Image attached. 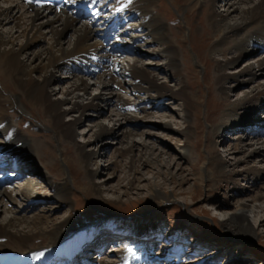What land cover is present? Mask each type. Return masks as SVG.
<instances>
[{
    "label": "bare ground",
    "instance_id": "6f19581e",
    "mask_svg": "<svg viewBox=\"0 0 264 264\" xmlns=\"http://www.w3.org/2000/svg\"><path fill=\"white\" fill-rule=\"evenodd\" d=\"M1 1L7 3L5 6H0V137L4 141L0 142V157L11 158L5 166V168L11 170V173H8L7 180L20 179L22 181L23 184L19 190L28 205L13 206L15 209L12 208V212L14 213L3 218L0 222V240L6 241L5 244L0 241V264H77L74 259L78 255H83L89 249L87 244L91 240L92 242L88 245L90 248L104 243L105 240L101 239L102 233L90 240V236H87V229L85 230L86 237L84 236V240H82L83 234L79 231L81 228L71 230L64 228V225H47L51 216L50 212L54 208L47 204L46 199L51 201L58 198L64 202L67 193L70 191L69 176L62 173L60 168H57L56 160L49 159V157L56 156L58 153L57 156L63 163L68 168H73V185L75 188L82 189L86 193L94 189L90 183L82 178L81 173L85 172L89 177L95 175V171L91 170L90 165L94 155L98 152H86L83 147L78 146L74 156L70 158L68 148L71 145L68 140L73 139V126L76 123L81 122V119L92 110L96 112L102 103L115 97L116 94L112 88L114 85L118 88L120 85L115 82L113 73L114 67L118 66L120 72L131 78V84L128 88L137 95L143 93V95L154 98L158 102L166 96L181 99L182 117L188 125V129L178 131L185 139V144L181 147V150H178V155L181 160L188 161L192 155L189 117L190 114L197 115L198 106L204 103V100L197 96L198 89L193 92L186 91V89L187 87L188 89L192 86L196 87L200 81L195 79L196 75L193 72L195 70L191 68L189 63V55L185 50L178 48L176 40L172 38L173 36L177 38V33H171L172 37H170V30H167L161 16L157 15L156 12L161 9V5L158 3L159 0H68L60 7L35 6L25 2V0ZM177 1L181 2L177 9L182 10L184 16L188 15L189 11L194 12V17H197L196 20L201 24L200 31L197 30L199 26L193 27L190 24L192 28L187 27V37L189 35H193V38H195V35L203 36L199 43L195 42V49L198 51L196 53L194 49L196 60L200 62L204 69L203 80L205 85L209 87L212 81L217 85L218 93L209 88L208 93L210 95L208 94L209 98L206 99L207 105L210 107V110H207L206 118L208 121L210 118L211 135L225 129H251L258 122L253 117L251 118L253 113L256 114L253 111L259 112L264 109V87L261 85L251 87L250 91L242 98L235 102H229L227 101V95L230 87H226L224 83L228 80H233L238 84L246 83L264 71L263 56L256 58L247 68L237 73L227 72L232 64L248 51L245 44L251 45L250 51L264 48V0H174V3H177ZM218 1L222 2V11L216 9ZM75 3L77 4L75 5ZM85 3L88 6L91 3L98 5V19L101 21V23L99 21V25L105 23V28L101 26L94 27L95 19H81L78 16L79 11L77 9ZM196 7L200 8L198 14H196ZM135 19L138 21H134ZM111 21H113L112 28L117 27L119 23H127L129 24V30L137 31V37H131L130 43L123 40L120 34H116L115 30L110 28L108 32L115 35L118 46L123 48V52L131 51L135 58L132 57V60L126 61L124 64L114 56V60L111 62L109 58L118 51V48L104 50L101 59L104 58V68L106 69L97 71V66H99L97 65V52L102 51V45L94 37L98 35V31L107 34L106 26ZM9 23L19 26V29L13 32L15 26H11L10 30L4 31L3 28ZM45 31L52 36L48 45L40 49L42 54L40 52L30 53L29 50L32 45L45 37ZM67 31H70V41L68 46L63 48L61 37ZM19 38L20 40H18ZM141 38L146 39L147 44L153 45L150 50L148 49L152 58H163L164 67L173 73L176 78H182L181 83L173 87L167 84L166 80L158 82L155 79L153 71L148 70V67L139 61V56L147 53L146 50L140 48V45H136ZM184 38L186 37L182 36L180 41ZM178 52H181L180 60ZM110 63L112 67L108 66ZM181 63L185 71L182 70ZM209 69L210 71L213 70V74L208 71ZM59 71L65 72L67 75V87L64 99L55 100L52 97L53 83L61 79L57 75ZM87 72L93 74L90 78L95 79L94 82H96L98 88L101 87L99 94L96 96L87 94L90 82V80H87L89 78L85 79L84 73ZM108 95H110V98ZM215 99L222 101L224 106L220 112L222 120L219 122H215L216 118L213 115L214 104L217 101ZM25 104H28L31 109H39L37 111L40 114L35 119L37 121L36 126L43 127L37 129L42 132V134H39L43 138L42 141L28 142L17 128L10 123L9 116L14 114L22 116L24 112L29 113L25 108ZM62 105H66L67 109L63 110ZM115 106L118 112L116 113L117 118L114 120L119 123V128L115 127L116 122L114 127L110 129L102 124H96L97 129L92 135L95 141H99L103 137L112 139H119V136L124 135L131 137L135 134L134 130L125 126H131L133 121L140 122L137 115H135V110L147 111L141 104L138 106L130 105L121 100L119 96ZM248 112H251L250 119L247 118ZM29 115L32 116L30 113ZM67 115L73 117L70 122L63 121L64 116ZM122 124L125 126L123 127ZM16 125H18V122ZM160 127L165 130L171 129L168 122H163ZM194 128L201 131L198 123L194 124ZM47 132H50L59 143L58 146H55L56 150L54 145L52 147ZM33 135H36V133ZM195 141L199 143L198 138ZM118 148L119 155L124 154L129 157L128 171L130 179L128 184H131L135 180L137 171L135 162L142 161L143 164H150L152 160L147 153H140L138 158H135L133 151L138 147L133 140ZM260 152V149H255L252 154H259ZM35 154L38 155V161L45 168H50L48 171L53 175L50 180L41 168L28 167V164H34L33 156ZM197 158L193 161L194 164L203 160L199 173V184L201 186L204 172L207 180L213 182L226 175L225 164L214 158L211 151L208 152L205 158H202L200 154ZM17 160H22V163ZM40 175L46 178L48 187H53L52 192L45 196L34 197L35 195H31L34 194L33 191L36 192L40 189L36 186V183L41 184V188L47 187L46 184L38 182L39 180L33 181V179H30L32 176L39 177ZM55 179H58L59 182ZM153 197L158 198L159 202L169 200L167 197L159 196L158 191L154 192ZM1 200L10 201L14 205L16 203L11 193L2 186L0 187ZM37 204L44 205L36 216L27 218L24 212H21L27 210V207ZM245 211V205L240 203L229 216L227 222L224 223L226 231L233 234L237 233L236 235H238V232H246ZM114 230V232H117V229ZM144 234H147L146 225L141 224L135 236L138 238L144 237ZM148 235L146 236L149 237ZM47 237L46 242L32 243L36 239ZM140 241L145 245L147 243ZM128 245L126 250H120L121 260L113 264L144 263L136 253V248L142 245L138 243ZM16 248H19L20 251H16ZM40 253H43V255L40 256ZM55 258L58 259L55 261ZM93 263L95 262L92 261L91 264Z\"/></svg>",
    "mask_w": 264,
    "mask_h": 264
},
{
    "label": "rangeland",
    "instance_id": "374dc122",
    "mask_svg": "<svg viewBox=\"0 0 264 264\" xmlns=\"http://www.w3.org/2000/svg\"><path fill=\"white\" fill-rule=\"evenodd\" d=\"M6 3V1H1L0 6H5ZM158 3L161 5V9L155 12L161 16L167 30H170V37H172L171 33H177V38L174 36L172 38L176 40L178 48L185 50L189 55L188 60L191 68L195 70L193 71L196 75L195 79L200 81L196 87L192 86L186 89V91L192 92L198 89L197 96L204 100V103L198 106L197 115L190 114L188 121L190 125L191 158L188 161L181 160L178 155V150H181V147L185 144L183 135L178 131L188 129V125L182 117L181 99L166 96L158 102L154 98L143 95V93L137 95L128 88L131 84L130 77L125 76L120 71L115 75L113 73L115 82L120 85L118 88L114 85L112 88L115 91V97L102 103L96 112L92 110L81 119V122L76 123L73 126V139L68 140L71 145L68 148L70 158L74 156L78 146L83 147L86 152H98L94 155L90 165L91 170L95 171V175L89 177L85 172L81 173L82 178L90 183L95 190L86 193L82 189L75 188L73 185V168H68L57 156L58 153L56 156L54 155L55 157H49V159L56 160L57 168L59 167L62 173L69 176L70 191L67 193L64 202L58 198L51 201L46 199L47 204L54 208L50 212L51 216L47 225H64V228L71 230L81 228L79 231L83 234L82 240H84L86 231L88 232L87 236H90V240L102 233L101 239L105 240L104 243L90 248L88 245L92 242L91 240L87 244L89 249L84 253L82 252L84 255L86 254L85 258L91 259L88 261L90 264L92 261L95 262L93 264L119 262L121 260L120 250H126L128 244L135 243V240H137V243L140 240L145 243L149 242L146 243L147 247H144L145 244L141 243L143 247L136 250L137 256L148 254L149 260H144L145 264H264V109L259 112L252 110L256 114L253 113L251 118L253 117L258 122L257 126L255 125L251 129H225L211 135L210 118L209 121L206 118L207 110H210V107L207 105L206 99L209 98L208 92L210 89L215 93H218V89L214 81L209 87L205 85L203 80L204 69L200 62L196 60L195 42L199 43L203 36L195 35V38H193V35H189L187 37L188 26L191 28L192 26H199L197 30L200 31L201 24L196 20L197 17H194V12L189 11L188 15L184 16L182 10L177 9L181 3L179 1L175 4L174 0H159ZM221 4L222 2H217V11H222ZM198 8L196 7V14L200 12V8ZM136 19L134 21H138ZM126 25L124 24L122 28L125 29ZM11 26L14 27L15 24L9 23L3 30H10ZM14 28L13 32L19 29V26ZM123 33L125 32L120 30L116 34H120L123 40L128 39L125 40L128 43H130L131 37L136 38L138 34L137 31H129V34L132 33V35L124 37ZM44 34L43 39L41 38L39 42L32 45L29 50L30 53H39L40 49L48 45L52 35L46 33V31ZM69 35L70 31H67L61 37L63 48L69 44ZM182 36L186 38L180 41ZM191 44H193V50ZM136 45H140V48L147 51L146 54L139 56V61L148 67V70L153 71L158 82L166 80L165 82L173 87L181 83L182 78H176L173 73L164 67L163 58H152L148 49L150 50L153 45L147 44L146 39L141 38ZM245 47L248 50L246 54L240 56L227 72L237 73L247 68L256 58L264 56V48L250 51L251 45L245 44ZM196 53H198L197 50ZM180 55L181 52L179 53V60L181 59ZM132 57L135 58L131 51L124 52L121 61L125 64L126 61L132 60ZM181 68L185 71L182 63ZM208 71L213 74V70L210 71L209 69ZM57 75L61 79L53 83L52 97L55 100H62L67 87V75L61 71ZM91 76L85 75V79L89 78L87 80H90L87 94L96 96L99 94L101 87L98 88V85L94 82L95 79L90 78ZM224 85L230 87L227 101L235 102L248 93L251 87L256 85L264 87V71L257 74L249 82L238 84L233 80H228ZM108 96L110 98V95ZM118 96L130 105L138 106L141 104L147 111L135 110V115H137L140 122L133 121L132 125L134 127L122 124L123 127L134 130L135 134L131 137L125 135L119 136V139L103 137L99 141H95L92 135L97 129L96 124H102L108 129L114 127L116 122L114 119L117 118L116 113L118 112L115 106ZM66 107V105H62L63 110L67 109ZM25 108L32 116L27 112H24L22 116L14 114L9 116L10 123L17 128L28 142L42 141L43 138L39 135L42 132L37 129L43 127L36 126L37 121L35 119L40 114L37 111L39 109H31L28 104H25ZM223 108L222 101L217 100L213 109L215 122L222 120L220 112ZM250 114L251 112L247 113L248 119H250ZM72 119V116L67 115L64 116L63 121L70 122ZM17 122L18 125H16ZM163 122H168L171 129L161 128L160 125ZM195 123L200 125L201 131L194 128ZM118 125L119 123L116 122L115 127L119 128ZM35 133L38 136L33 135ZM47 135L52 147L54 145L55 149V146H58L59 143L50 132H47ZM195 137L198 138L199 143L195 141ZM130 140H133L138 147L133 151L135 158H138L140 153H147L152 163L135 162L137 169L135 180L128 184L130 179L128 171L129 157L124 154L119 155L118 147H123ZM0 142H4L1 137ZM255 149H260L261 152L252 154ZM210 151L214 158L225 164L227 173L216 182H213L207 180L204 172L201 186L199 184V173L203 160H200L197 164H194L193 161L198 159L199 154L202 158H205ZM38 160V155L35 154L33 156L34 164L30 163L28 167L41 168L50 180L53 177L48 171L50 168H45ZM17 161L21 162L22 160ZM39 177H42V175ZM39 177L32 176L29 178L33 181L39 180L38 182L46 184L47 187L41 188V184L36 183V186L40 189L36 192L33 191L34 194L31 195H35L34 197L45 196L52 192L53 187L51 184V187H48L46 178L42 177L44 178L42 180ZM55 181H58V179H55ZM22 184L20 179H15L1 185L11 193L16 203L14 205L10 201H0V222L3 218L14 213L12 212L13 206L28 205L19 190ZM155 191L159 192V196L167 197L169 200L159 202L158 198L153 197ZM240 203H243L246 207L245 223L247 230L246 232H238V235H236L237 233L233 234L226 231L224 223L227 222L229 216ZM43 205H31L27 207V210L21 212H24L27 218H31L36 216ZM106 223L111 224L109 227H122V230L117 229V232L112 230L111 233H108L105 229H102L103 224ZM141 224L146 225L147 234L138 238L135 234L138 233ZM119 239L123 244L116 243ZM47 240L48 237L39 238L32 243H42ZM0 241L3 244L6 243V241ZM15 250L20 251L19 248ZM139 258L142 259V256L139 255ZM57 259L55 258V261Z\"/></svg>",
    "mask_w": 264,
    "mask_h": 264
},
{
    "label": "snow or ice",
    "instance_id": "6c2138e0",
    "mask_svg": "<svg viewBox=\"0 0 264 264\" xmlns=\"http://www.w3.org/2000/svg\"><path fill=\"white\" fill-rule=\"evenodd\" d=\"M39 255H40V256H42V255H43V253H40ZM37 258H39V257H37Z\"/></svg>",
    "mask_w": 264,
    "mask_h": 264
}]
</instances>
